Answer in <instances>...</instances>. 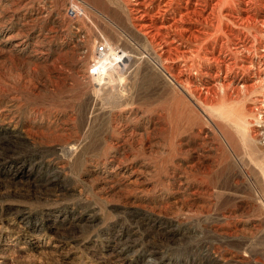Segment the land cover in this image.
<instances>
[{"label": "rangeland", "instance_id": "374dc122", "mask_svg": "<svg viewBox=\"0 0 264 264\" xmlns=\"http://www.w3.org/2000/svg\"><path fill=\"white\" fill-rule=\"evenodd\" d=\"M222 1L0 0V264H264V0Z\"/></svg>", "mask_w": 264, "mask_h": 264}, {"label": "bare ground", "instance_id": "6f19581e", "mask_svg": "<svg viewBox=\"0 0 264 264\" xmlns=\"http://www.w3.org/2000/svg\"><path fill=\"white\" fill-rule=\"evenodd\" d=\"M138 1V0H137ZM221 1V0H220ZM231 1H233V0H223L222 2H219V5L221 4V3H228V2H231ZM253 1V0H252ZM264 3V2H263ZM237 5V4H236ZM244 5V4H243ZM216 6V5H215ZM218 6V5H217ZM231 6V5H230ZM235 6V5H234ZM251 7V6H250ZM239 8V7H238ZM263 8V7H262ZM232 9V8H231ZM242 9V8H241ZM259 9V8H258ZM249 10V9H248ZM247 10V11H248ZM204 11V10H203ZM241 11H243V10H241ZM256 12V11H255ZM259 12V11H258ZM254 14V13H253ZM224 16H225V14H224ZM246 25H243V24H241V26H244V28L246 29V30H248L249 32H254L255 31V25H256V23H255V21L252 19V18H250V17H248V18H246ZM233 27V26H232ZM228 29V28H227ZM231 29V28H230ZM229 30V29H228ZM234 30V29H233ZM239 34V33H238ZM209 35V34H208ZM219 36V35H218ZM240 37V36H239ZM248 37V36H247ZM238 38V37H237ZM246 38V37H245ZM219 39V38H218ZM241 39H244L243 37L241 38ZM259 39V38H258ZM240 40V39H239ZM247 40V39H246ZM236 41V40H235ZM242 41V40H241ZM237 43H239V41L237 42ZM246 43V42H245ZM259 43V42H258ZM213 45V44H212ZM248 46V45H247ZM257 49V48H256ZM250 51V50H249ZM241 53V52H240ZM263 54V53H262ZM262 106V105H261ZM264 107V106H263ZM260 108V107H259Z\"/></svg>", "mask_w": 264, "mask_h": 264}, {"label": "built area", "instance_id": "2783aa9c", "mask_svg": "<svg viewBox=\"0 0 264 264\" xmlns=\"http://www.w3.org/2000/svg\"><path fill=\"white\" fill-rule=\"evenodd\" d=\"M98 51L104 52V46L103 45H99L98 46Z\"/></svg>", "mask_w": 264, "mask_h": 264}]
</instances>
